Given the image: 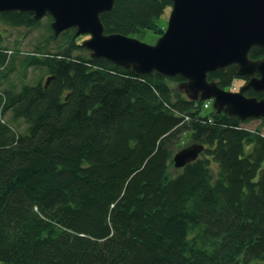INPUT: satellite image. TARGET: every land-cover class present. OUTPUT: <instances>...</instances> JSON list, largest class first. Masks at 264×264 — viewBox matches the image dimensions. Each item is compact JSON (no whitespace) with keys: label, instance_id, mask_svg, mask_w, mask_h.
Returning a JSON list of instances; mask_svg holds the SVG:
<instances>
[{"label":"trees","instance_id":"obj_1","mask_svg":"<svg viewBox=\"0 0 264 264\" xmlns=\"http://www.w3.org/2000/svg\"><path fill=\"white\" fill-rule=\"evenodd\" d=\"M172 8L116 0L101 19L143 41L164 34ZM50 22L26 54L0 34V264H264L262 126L208 112L180 76L93 59L75 29L55 37ZM2 24L41 21L10 12ZM208 79L229 90L243 78L231 66ZM183 143L205 149L177 169Z\"/></svg>","mask_w":264,"mask_h":264},{"label":"water","instance_id":"obj_2","mask_svg":"<svg viewBox=\"0 0 264 264\" xmlns=\"http://www.w3.org/2000/svg\"><path fill=\"white\" fill-rule=\"evenodd\" d=\"M116 0H0V13L32 14L34 21L51 16L55 37L71 29L89 35L83 49L137 75L180 76L178 89L191 101H213L221 114L241 122L264 119V58L253 60L254 48L264 50V0H173L168 26L155 44L122 34H107L101 16ZM235 66L247 84L231 92L211 82L209 74ZM258 75V77H257ZM54 77L47 79V85ZM190 144L174 156L175 168L196 161L204 151Z\"/></svg>","mask_w":264,"mask_h":264},{"label":"rangeland","instance_id":"obj_3","mask_svg":"<svg viewBox=\"0 0 264 264\" xmlns=\"http://www.w3.org/2000/svg\"><path fill=\"white\" fill-rule=\"evenodd\" d=\"M171 10H169V14L168 16H164L162 21L160 22V26L161 27H167L168 26V19H169V15H170ZM49 19L44 18L41 21V24L35 28L32 29H27V28H12L8 25H0V34L4 35L6 37V42L7 44L10 46V48L12 49V51H14V47L16 42H18L19 44V48L20 50H22V54H26V52H30L33 50V48L35 47L36 43L38 41H42L43 36H45L46 34H48V30H47V24L49 23ZM51 23V22H50ZM160 38V37H159ZM159 38H156V36L152 33V32H148L146 35V38H144V40L142 42L148 43V44H155L157 42V40ZM89 39L88 35H83V37L79 40L80 44L82 45V43ZM54 44V43H53ZM56 45L54 44V47ZM88 54H90L88 51H86ZM39 71H34L33 69H31L28 73V77L29 80H32L33 78H38L39 77ZM17 83L20 85V80H17ZM31 83V82H29ZM35 83V82H33ZM244 86V80H237L234 83L233 89L232 91H237V89H241ZM211 103H208L207 105H205V108L208 109V112L212 111L213 108V101H211ZM210 109V110H209ZM214 109V108H213ZM262 126V133L264 135V124L262 120H256V121H250L249 123H246L243 125V127L250 129V130H256L257 128ZM25 128L24 124L21 125V127L19 128L20 130H23ZM189 144H185L183 143L181 145V148H184L186 146H188Z\"/></svg>","mask_w":264,"mask_h":264},{"label":"flooded vegetation","instance_id":"obj_4","mask_svg":"<svg viewBox=\"0 0 264 264\" xmlns=\"http://www.w3.org/2000/svg\"><path fill=\"white\" fill-rule=\"evenodd\" d=\"M264 58V57H263ZM257 77H258V75H257ZM242 80H244V85H246L247 84V79H245V78H243ZM239 89H237V91H238ZM250 92L252 91V90H249ZM249 91H247V92H249ZM246 92V93H247ZM253 92H255V91H253ZM255 93H257V92H255ZM258 94H264V93H258Z\"/></svg>","mask_w":264,"mask_h":264}]
</instances>
